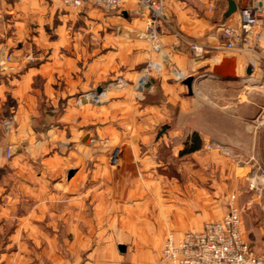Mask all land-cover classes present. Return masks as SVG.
Segmentation results:
<instances>
[{
  "label": "crops",
  "instance_id": "crops-1",
  "mask_svg": "<svg viewBox=\"0 0 264 264\" xmlns=\"http://www.w3.org/2000/svg\"><path fill=\"white\" fill-rule=\"evenodd\" d=\"M227 7L167 0L156 47L138 0L109 13L0 0V64L13 58L0 66V264H173L161 255L169 232L223 217L246 166L222 147L181 151L196 134L204 143L211 127L221 144L249 143L264 105V33L226 49ZM147 63L152 76L141 89ZM119 75L127 86L91 102Z\"/></svg>",
  "mask_w": 264,
  "mask_h": 264
},
{
  "label": "built area",
  "instance_id": "built-area-1",
  "mask_svg": "<svg viewBox=\"0 0 264 264\" xmlns=\"http://www.w3.org/2000/svg\"><path fill=\"white\" fill-rule=\"evenodd\" d=\"M65 5L80 7L93 5L105 11L117 10L122 0H60ZM142 9L147 10V21L144 36L159 46L161 24L166 22L165 8L167 0H138ZM225 37L224 47L236 50L251 41L258 40L264 33V0H252L246 7H239L232 13L221 27ZM191 49L201 54L204 45L192 41ZM7 54L1 62V68L12 61ZM151 67H147L138 81L143 89L150 82ZM119 85L123 80H119ZM92 95L96 96L95 93ZM98 100L99 96L92 98ZM7 156L11 155L6 148ZM117 155V154H116ZM112 159L119 161V156L112 154ZM250 185L264 189V169L257 170L250 177ZM161 255L173 264H264V253L257 251L246 239L242 226V208L238 204L237 195L232 193L228 201V210L221 219L206 221L200 228H192L180 235L169 232L165 237Z\"/></svg>",
  "mask_w": 264,
  "mask_h": 264
},
{
  "label": "rangeland",
  "instance_id": "rangeland-1",
  "mask_svg": "<svg viewBox=\"0 0 264 264\" xmlns=\"http://www.w3.org/2000/svg\"><path fill=\"white\" fill-rule=\"evenodd\" d=\"M117 10H113V11H117ZM105 12L109 13L110 11H105ZM35 56H36L35 50H32L28 55V59L32 60L34 59ZM148 66L151 67L150 71L152 76V65L150 63H147L144 66L142 70V74L144 73V71ZM119 80H123V83L120 85L118 83ZM128 84H129L128 80L123 78L121 75L116 76L110 79L109 81H106L102 86H100L102 87L100 91L94 90L95 95L99 96L98 100L100 101L91 99L92 100L91 102H93L96 105L100 102L102 103L104 97L108 96L105 95L104 93L107 92V90L110 87L122 88L127 86ZM82 94L83 93H80L77 96L78 99L87 100L89 98L88 95H82ZM143 100H149V96L147 94L144 95ZM204 101L211 105L214 102L208 99H205ZM254 125L255 126L253 127L252 132H250V134L252 135V140L249 143L244 141L243 143L229 142V143L221 144L220 142L212 138L215 135L214 127L211 128L208 127L212 130V132L211 135L208 134L207 139L204 141V143L202 142V145L206 151L211 149L213 150L215 147L217 148L222 147L225 155L230 156V158L235 160L239 166H246L245 170H243V172L237 175L236 185L231 189H228L227 193L229 194V196L232 193H235L237 195L238 204L242 208L243 225L249 226V230L254 234L255 239H257L261 247L258 248L257 245H254L253 243L252 244L256 247L254 248L257 251L261 252L264 251V238L262 237V235H264V232H258V231L260 230L259 227L261 225L264 226V189H260V187L259 188L251 187L250 177L253 173H255V171L264 169V105L262 106L259 115L256 117L254 121ZM196 128L203 130L204 128L207 127H205V125H202V127L201 125H199V127ZM204 133H206V131H204ZM111 162L113 164H117L119 161L116 162L115 160L112 159L111 156ZM257 228L259 230H257Z\"/></svg>",
  "mask_w": 264,
  "mask_h": 264
},
{
  "label": "water",
  "instance_id": "water-1",
  "mask_svg": "<svg viewBox=\"0 0 264 264\" xmlns=\"http://www.w3.org/2000/svg\"><path fill=\"white\" fill-rule=\"evenodd\" d=\"M252 3V0H228V7L224 13V18H228L232 13H234L239 7H246ZM250 73L251 69L247 70ZM194 76H189L185 79V83L191 87ZM150 84V82L148 83ZM98 91L101 90V87H98ZM165 129V126L163 127ZM72 171H70L71 174ZM120 250H125L126 246L124 244L119 245Z\"/></svg>",
  "mask_w": 264,
  "mask_h": 264
},
{
  "label": "trees",
  "instance_id": "trees-1",
  "mask_svg": "<svg viewBox=\"0 0 264 264\" xmlns=\"http://www.w3.org/2000/svg\"><path fill=\"white\" fill-rule=\"evenodd\" d=\"M201 145H202V140L199 137V135L196 134L195 136L190 138L185 143V146L182 149L181 153L184 154V153H189V152L195 151V150L199 149L201 147Z\"/></svg>",
  "mask_w": 264,
  "mask_h": 264
},
{
  "label": "bare ground",
  "instance_id": "bare-ground-1",
  "mask_svg": "<svg viewBox=\"0 0 264 264\" xmlns=\"http://www.w3.org/2000/svg\"><path fill=\"white\" fill-rule=\"evenodd\" d=\"M253 83H254V81H253ZM94 97H96V96H93V95H92V98H94Z\"/></svg>",
  "mask_w": 264,
  "mask_h": 264
}]
</instances>
